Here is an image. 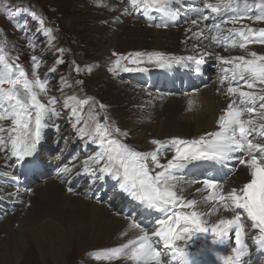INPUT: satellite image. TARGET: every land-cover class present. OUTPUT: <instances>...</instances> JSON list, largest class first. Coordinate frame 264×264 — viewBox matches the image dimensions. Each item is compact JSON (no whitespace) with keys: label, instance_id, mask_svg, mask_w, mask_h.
<instances>
[{"label":"snow or ice","instance_id":"snow-or-ice-1","mask_svg":"<svg viewBox=\"0 0 264 264\" xmlns=\"http://www.w3.org/2000/svg\"><path fill=\"white\" fill-rule=\"evenodd\" d=\"M127 2L133 12L143 15L146 21H154L155 14L158 22L154 21L149 26L168 29L177 26L181 19L196 26V30L192 27L185 29L186 33H191L187 39L193 41L192 54L177 56L162 51H136L127 55L113 53L117 59L108 71L113 74L143 73L149 69L141 65H151L161 70L181 67L203 76L207 61L214 60L220 65L219 84L224 86L227 82L223 94L228 98L227 107L221 110L222 114L217 119V130L191 140L179 137L168 141L153 139L150 143L156 146L155 149L138 151L122 139L128 136L127 131L107 123L108 116H104V123L96 119L99 113L95 112L96 104L90 103L91 97L66 95L65 89L72 85L65 76L59 77L57 89L62 98L52 95L50 79L55 77L58 66L65 63L59 55L63 49H57L53 54L52 64L43 77L38 69L47 61L43 55H31L30 78L22 65L10 62L5 38L0 40V158L13 171H0V177L10 180L13 186L19 185L20 176L15 174L16 170L42 174L50 163L48 157H51L57 162V176L61 183L69 185V193L74 191L70 185L75 178L85 177L88 190L111 180L114 190L133 203L136 213L145 217L159 214L154 224L148 227L137 222L135 213H126L125 218L131 221L134 237L118 247L90 253L96 258L102 256L131 264H200L198 257L210 255L214 264H254V255L264 258V54L249 51L247 45H264V27L241 24L239 27L222 28L221 25H237L245 18L264 22V0ZM16 11L28 13L37 22L35 32L24 33L28 42L26 46L35 49L40 35L47 38L45 50L54 46V29L46 26L41 15L36 11L29 12L27 8ZM133 12L126 7L113 22H121L122 16ZM190 13H195V18H191ZM209 20L211 23L201 27L203 21ZM237 47L250 58L222 55L216 50L228 52ZM125 61L134 67L125 65ZM81 70L75 68L77 72ZM91 70L92 67L88 66V71ZM75 84L82 85L83 81L76 80ZM216 91L220 93L221 88ZM40 95L47 97L46 102L38 98ZM85 105L89 106L87 118ZM105 107L99 104L101 110ZM65 112L71 130L69 135H61L64 127L60 121L65 118ZM52 130L60 136L55 141L57 151L46 153V135ZM71 135L85 146H97L98 150L82 160L78 154L71 155L70 162L75 163L70 166L65 162L67 149L59 145L61 140L65 145L72 142ZM169 152H174V155L167 159ZM162 160L166 162L162 163ZM203 162L221 167L241 165L249 178L229 190L213 178L187 181L185 173L189 166L201 167ZM194 184L202 185V188H196L197 193L206 190L208 194L200 200L187 199L184 185ZM16 195L18 191L7 193L9 199ZM120 235L126 237L128 232ZM261 264H264V259Z\"/></svg>","mask_w":264,"mask_h":264},{"label":"bare ground","instance_id":"bare-ground-1","mask_svg":"<svg viewBox=\"0 0 264 264\" xmlns=\"http://www.w3.org/2000/svg\"><path fill=\"white\" fill-rule=\"evenodd\" d=\"M91 1L94 14L88 21L91 24L95 22L96 25L89 27L91 32H97L100 36L99 46L91 48L96 56L107 55L109 53L107 51L116 49L119 52L165 50L178 56L190 54L189 44L192 41L187 39L190 34L185 32L187 25L183 22L180 21L177 26L168 29H158L147 26L142 20L136 19L135 15H127L121 17L122 22L114 23L116 15L123 8L117 0ZM116 4L119 5L115 6ZM241 24L264 27V22H253L245 18L240 24H223L222 28L239 27ZM76 25L81 28V23L78 22ZM83 37L87 39L88 35L84 33ZM263 47L264 45L260 44L247 45L249 51L261 54H264ZM57 49H59L58 45L54 41V46L46 50L43 48L42 55L54 54ZM239 52L245 54L243 49L237 47L223 55L234 54L235 56L239 55ZM246 58L250 57L246 55ZM108 68L107 61L98 62L92 74L98 83L105 82L108 86L120 88V92L115 95V101L104 103L105 109L111 115L110 119L118 126L127 130L132 126L130 131L139 140L148 128L154 129L161 139L176 136L184 138L194 136L195 138L212 130L217 124V114L227 107L228 98L223 94L226 90L223 92L221 89L218 93L214 80L196 94L176 93L165 96L157 92L154 94L156 98L153 103H149L142 90H135V86L125 82L124 79L117 86V81ZM68 71L64 64L58 66L55 77L57 83L54 84L57 97H61V93L57 90L59 77L65 76L69 83ZM124 78L134 79L131 74H125ZM69 84L72 87L65 89L66 95L78 97L79 94L80 96V93L75 94L73 83ZM233 84L235 85V82ZM154 90L152 92H155ZM84 115L87 118L85 111ZM2 161L0 158V163ZM3 168L5 169L4 164ZM242 171L244 168L240 167L239 173L234 178L242 174ZM37 181L31 184L33 188L30 192L20 195L23 197V202L26 201L24 197L29 196L30 206L24 207L23 203H19L14 207L15 212L13 214L8 212L0 222V234L6 233L3 238H0V264H20L27 250L29 251L27 253L31 255L30 259L36 257V261L40 264H66L69 251L73 246L79 253L94 249L97 252L104 248L118 247L119 244L126 243L129 238L134 237L135 232L131 229L129 220L124 219L123 214L119 215L116 207L110 205V202L86 199L78 192L69 193L63 184L53 177L43 176ZM184 186L188 188L185 195L191 196L193 190V199H201L203 191L197 193L195 185ZM225 188L229 190L232 186L226 184ZM4 207L7 206L4 205ZM215 218L212 217L213 220ZM155 219L153 216L142 215L139 222L150 227ZM14 223L17 224L16 227ZM122 232H128V236H121ZM117 261L113 264H131L124 260Z\"/></svg>","mask_w":264,"mask_h":264},{"label":"rangeland","instance_id":"rangeland-1","mask_svg":"<svg viewBox=\"0 0 264 264\" xmlns=\"http://www.w3.org/2000/svg\"><path fill=\"white\" fill-rule=\"evenodd\" d=\"M91 4V0H0V40H4L6 38V50L8 51L10 62H12V60L17 58L20 54L24 56L28 55L31 48L26 46L28 42L24 38V33L30 31L35 32L37 29V22L33 20L28 13H17L16 10L18 8H27L29 9V12L36 11L38 15H41L45 19L46 26L52 27L54 29L53 35L56 37L55 42L60 49L64 50L62 53H60V57L65 61L64 65L66 66L67 70L69 69V67H72L71 65L75 64V67L70 68L68 71V75L70 78L69 83H73V89L76 90L75 94L80 93V96L78 94V98L91 97L92 101H90V103L94 102L96 104L95 112L97 113L98 111V116L100 117L102 115V110L99 108V104L104 105L105 102L112 103L111 101H115V95L116 93L120 92V88L116 86H114L113 88L111 86H108L105 82L98 83L96 79L92 77V74L97 68L98 62L101 63L103 61H107L109 62V66L112 67L113 62L117 59V56H114L113 53L122 52H119L118 49L109 50L107 51L109 52L107 55L103 54L100 56H96L92 52V47L95 48L99 46L100 43L98 41L100 39V36L97 32H91V28L89 27H93L96 25L95 22L91 24L88 21L91 20V17H93L92 14H94ZM78 22L81 23V28L77 27L76 23ZM21 29H23L24 31L22 32ZM84 33L85 35H88L87 39L83 37ZM46 41L47 38L40 35L38 46L33 49L34 52L32 50V53H30V55H38L39 52L42 54L43 48H45L46 45ZM62 46L65 47L62 48ZM49 54L51 53H48V55ZM239 55L246 56L247 53L242 54L241 52H239ZM108 56H112V58L107 59ZM19 59L21 62L24 61L23 56H21ZM45 60L47 62L50 61L49 57ZM83 64L86 67H92L93 70L89 71L90 75H86ZM29 66L32 68V64H30ZM78 66L80 69H82L80 72L75 71V68ZM41 71L43 70L38 69V73ZM89 76L91 77L88 78ZM55 77L52 78V80H55V83H57ZM76 80H84V85L75 84ZM121 81L118 80L116 82L117 86ZM85 88L86 95L84 97ZM84 107H86L84 108V111L87 114L86 111H88L89 106L85 105ZM114 125L117 126L115 121ZM119 128L123 131H126V129H123L122 127ZM128 128V136L123 137L122 139L125 143L133 146L138 151H147V149H145L149 148V146L147 145V140L151 138L152 140L156 138L159 139L154 129L148 128L145 131L144 136L141 138L142 140H139L137 137L132 135V126ZM131 142L135 145L131 144ZM153 148L154 146H152L150 151L153 150ZM35 182H38L37 179L34 180V183ZM14 226L16 227L17 224L14 223ZM5 234L6 233H1L0 238H3ZM27 252L29 251L27 250L25 252V256L21 259L20 264H40L36 261V257H32V259H30L31 255ZM90 253H93V250L79 253L75 246H73L69 251L67 260L68 263L66 264H113V262L115 261L96 258L94 256H91Z\"/></svg>","mask_w":264,"mask_h":264}]
</instances>
